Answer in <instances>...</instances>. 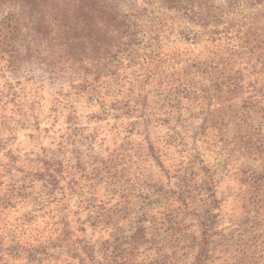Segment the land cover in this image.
Segmentation results:
<instances>
[{
    "label": "rangeland",
    "instance_id": "rangeland-1",
    "mask_svg": "<svg viewBox=\"0 0 264 264\" xmlns=\"http://www.w3.org/2000/svg\"><path fill=\"white\" fill-rule=\"evenodd\" d=\"M115 4L113 90L0 73V264H264V0Z\"/></svg>",
    "mask_w": 264,
    "mask_h": 264
},
{
    "label": "trees",
    "instance_id": "trees-1",
    "mask_svg": "<svg viewBox=\"0 0 264 264\" xmlns=\"http://www.w3.org/2000/svg\"><path fill=\"white\" fill-rule=\"evenodd\" d=\"M208 1L163 0L167 8L188 3L189 8H184L206 23L212 16ZM0 5L11 8L0 20L1 74L13 70L23 55H35L47 60L43 71L51 80L67 79L72 87L76 84L84 90L98 82L113 90L123 69L120 61H134L141 16L120 12L115 0H0ZM108 72L113 79L101 82ZM128 102L125 105L130 107ZM100 103L107 110L117 109L115 104ZM139 106L144 105L134 101L133 110Z\"/></svg>",
    "mask_w": 264,
    "mask_h": 264
}]
</instances>
